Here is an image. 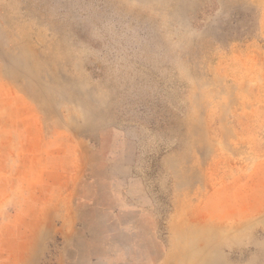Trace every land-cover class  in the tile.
<instances>
[{
	"label": "rangeland",
	"instance_id": "374dc122",
	"mask_svg": "<svg viewBox=\"0 0 264 264\" xmlns=\"http://www.w3.org/2000/svg\"><path fill=\"white\" fill-rule=\"evenodd\" d=\"M0 264H264V0H0Z\"/></svg>",
	"mask_w": 264,
	"mask_h": 264
}]
</instances>
